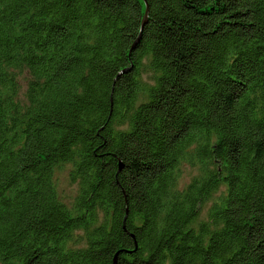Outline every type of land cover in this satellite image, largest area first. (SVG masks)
<instances>
[{"label":"trees","instance_id":"obj_1","mask_svg":"<svg viewBox=\"0 0 264 264\" xmlns=\"http://www.w3.org/2000/svg\"><path fill=\"white\" fill-rule=\"evenodd\" d=\"M145 2L0 0V264H264V0Z\"/></svg>","mask_w":264,"mask_h":264},{"label":"rangeland","instance_id":"obj_2","mask_svg":"<svg viewBox=\"0 0 264 264\" xmlns=\"http://www.w3.org/2000/svg\"><path fill=\"white\" fill-rule=\"evenodd\" d=\"M26 75L24 74V78L21 77L20 79V84H21V96L22 94L25 92V85H26ZM67 171L64 170H59V172H57V188H58V193L61 194L62 196L66 197V194L70 195L71 190L74 189V186L71 185L68 182L67 179ZM186 180V179H185ZM64 194V195H63Z\"/></svg>","mask_w":264,"mask_h":264},{"label":"water","instance_id":"obj_3","mask_svg":"<svg viewBox=\"0 0 264 264\" xmlns=\"http://www.w3.org/2000/svg\"><path fill=\"white\" fill-rule=\"evenodd\" d=\"M143 3H144V5H145V12H144V14H143V18H142V20L140 21V25H139V33L137 34V36L134 38V40H133V42H132V48L131 49H133L134 47H135V44L138 42V39H139V37H140V33H141V31L143 30L142 29V27L145 25V23L147 22V13H148V5L146 4V2H145V0H143ZM129 69V68H128ZM128 69H124L123 71H122V73H124V72H126ZM121 165L119 164V167H120Z\"/></svg>","mask_w":264,"mask_h":264}]
</instances>
